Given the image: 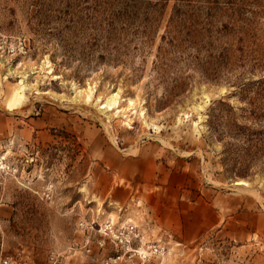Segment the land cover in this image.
<instances>
[{
  "label": "rangeland",
  "instance_id": "374dc122",
  "mask_svg": "<svg viewBox=\"0 0 264 264\" xmlns=\"http://www.w3.org/2000/svg\"><path fill=\"white\" fill-rule=\"evenodd\" d=\"M230 1L232 58L160 78L177 0H0V264L138 262L110 220L144 264H264V143L209 124L264 106V0Z\"/></svg>",
  "mask_w": 264,
  "mask_h": 264
},
{
  "label": "trees",
  "instance_id": "16d2710c",
  "mask_svg": "<svg viewBox=\"0 0 264 264\" xmlns=\"http://www.w3.org/2000/svg\"><path fill=\"white\" fill-rule=\"evenodd\" d=\"M119 1L124 5L126 17L131 19L140 8L145 9L143 13L146 15L162 0ZM237 19L238 11L230 0H177L157 48L156 68L160 78L173 72L178 63L201 68L211 59L218 66L228 62L232 58V47L224 38L234 32ZM173 82L177 86V78H173ZM245 110L247 125L233 122L229 113L221 109L211 114L209 124L212 133L219 132L220 126L225 127V135L246 144L242 149L254 156L257 144L264 143V106L251 101ZM236 151L232 148V152Z\"/></svg>",
  "mask_w": 264,
  "mask_h": 264
},
{
  "label": "built area",
  "instance_id": "2783aa9c",
  "mask_svg": "<svg viewBox=\"0 0 264 264\" xmlns=\"http://www.w3.org/2000/svg\"><path fill=\"white\" fill-rule=\"evenodd\" d=\"M13 50H9V56L12 55ZM103 230L105 234H109L110 236L114 237V239H117L120 242H123L124 245V251L127 252L129 250L133 251L136 253L140 260L138 262H134V264H144L146 260V256L143 251L140 250V247L132 248L130 247V242L132 237H138L141 240V237H139V233L135 230L134 225L132 224H127L123 229H117L113 227V222L107 221L104 226ZM151 252H156L160 249V247L157 244H153L149 246ZM120 256H116L113 260H117ZM128 257H131V254H128ZM4 263L8 262V259L5 258L3 259Z\"/></svg>",
  "mask_w": 264,
  "mask_h": 264
},
{
  "label": "bare ground",
  "instance_id": "6f19581e",
  "mask_svg": "<svg viewBox=\"0 0 264 264\" xmlns=\"http://www.w3.org/2000/svg\"><path fill=\"white\" fill-rule=\"evenodd\" d=\"M88 98H90V94L88 93L87 94V99ZM116 99H115V93H113L112 95H111V97L109 98V101H107V103L106 104H101L100 105V107H106V108H108V109H111V108H113V105H115L116 104ZM97 111V110H96ZM236 184H241V185H247L248 183L245 181V180H239V181H237L236 182ZM240 186V185H239ZM248 186V185H247ZM242 188H244V187H242ZM246 189V188H245ZM248 189V188H247ZM250 191V190H249Z\"/></svg>",
  "mask_w": 264,
  "mask_h": 264
}]
</instances>
